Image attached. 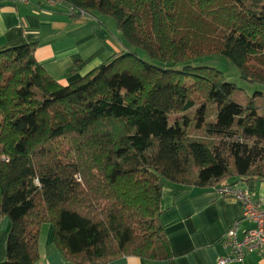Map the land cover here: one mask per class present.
I'll return each instance as SVG.
<instances>
[{
	"label": "trees",
	"instance_id": "16d2710c",
	"mask_svg": "<svg viewBox=\"0 0 264 264\" xmlns=\"http://www.w3.org/2000/svg\"><path fill=\"white\" fill-rule=\"evenodd\" d=\"M60 1L70 16L113 19L130 48L67 85L34 43L0 52V264H38L45 224L69 264L164 259V183L264 182V94L241 106L221 72L189 65L221 58L264 87V0ZM195 110L203 139L189 134Z\"/></svg>",
	"mask_w": 264,
	"mask_h": 264
},
{
	"label": "crops",
	"instance_id": "0c3cea01",
	"mask_svg": "<svg viewBox=\"0 0 264 264\" xmlns=\"http://www.w3.org/2000/svg\"><path fill=\"white\" fill-rule=\"evenodd\" d=\"M107 19V18H106ZM103 17L70 16L64 6H50L34 0L28 3L0 2V52L34 43V59L53 80L67 85L87 75L111 56L127 50L120 35L109 32ZM115 25V24H114ZM116 27V25L114 26ZM256 200L264 203V182H240ZM216 188L200 189L164 183L159 224L167 243L164 259L123 257L109 264H217L227 253L219 244L223 235L241 218L238 201L221 198ZM252 226L243 222L239 238ZM10 222L0 219V263L5 260ZM38 264H69L54 245L52 225ZM264 264V253L247 255L243 262Z\"/></svg>",
	"mask_w": 264,
	"mask_h": 264
},
{
	"label": "built area",
	"instance_id": "2783aa9c",
	"mask_svg": "<svg viewBox=\"0 0 264 264\" xmlns=\"http://www.w3.org/2000/svg\"><path fill=\"white\" fill-rule=\"evenodd\" d=\"M28 3L31 0H0V2ZM50 6L60 5V0H34ZM83 14H81L82 16ZM221 198L234 199L241 205V218L223 235L219 244L229 253L217 264L241 263L247 255L264 253V203L256 200L249 189L238 186H224L215 190ZM249 223L252 228L239 238L240 224Z\"/></svg>",
	"mask_w": 264,
	"mask_h": 264
},
{
	"label": "rangeland",
	"instance_id": "374dc122",
	"mask_svg": "<svg viewBox=\"0 0 264 264\" xmlns=\"http://www.w3.org/2000/svg\"><path fill=\"white\" fill-rule=\"evenodd\" d=\"M96 17H99L96 15ZM105 19L106 23L105 26L107 28H109V32L113 35H115L116 37H118L117 35L119 34V32L117 31L116 27H114L115 25V21L113 19L110 18H103ZM130 48L127 46V49ZM139 58L145 62H149V59L142 53V52H137ZM190 66H194V67H201V66H206V67H211V68H215L217 71L221 72L225 77L227 82L233 84L237 90H239V95H236L232 98L233 102L243 106L245 105L249 98L254 97L255 93H263L264 94V87L263 86H252L249 85L245 82H243L239 76L238 73L236 71V69L234 67H232L230 64L227 63V61L221 59V58H205L204 60L200 61V62H193L189 64ZM177 70H181L182 66H178L176 68ZM200 108V105H197L196 109L198 110ZM207 108V116H206V122H210L213 121L215 119V114L217 112V106L213 105V104H207L206 105ZM197 110H195L194 112L190 111L186 114V116L188 117V119L190 120L189 125V134L191 135L192 138L195 139H203V132L202 130V124L200 125V128L196 129L194 131V129L197 126V121L193 120L194 116L197 113ZM7 219V218H6ZM8 220V219H7ZM50 225V224H47ZM45 226V225H43ZM42 226V227H43ZM8 236V235H7ZM40 239V251L42 250V246L44 244L45 241V230L44 232H42L41 236H39Z\"/></svg>",
	"mask_w": 264,
	"mask_h": 264
}]
</instances>
